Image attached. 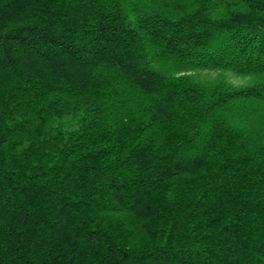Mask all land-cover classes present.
I'll return each instance as SVG.
<instances>
[{
  "label": "trees",
  "instance_id": "trees-1",
  "mask_svg": "<svg viewBox=\"0 0 264 264\" xmlns=\"http://www.w3.org/2000/svg\"><path fill=\"white\" fill-rule=\"evenodd\" d=\"M0 264H264V0H0Z\"/></svg>",
  "mask_w": 264,
  "mask_h": 264
},
{
  "label": "rangeland",
  "instance_id": "rangeland-1",
  "mask_svg": "<svg viewBox=\"0 0 264 264\" xmlns=\"http://www.w3.org/2000/svg\"><path fill=\"white\" fill-rule=\"evenodd\" d=\"M192 81L201 85L214 86L217 84H230L242 86L249 83L250 79L224 71H195L185 75Z\"/></svg>",
  "mask_w": 264,
  "mask_h": 264
}]
</instances>
